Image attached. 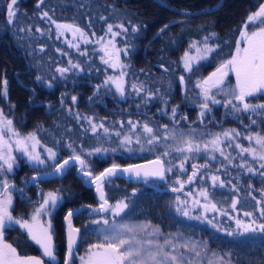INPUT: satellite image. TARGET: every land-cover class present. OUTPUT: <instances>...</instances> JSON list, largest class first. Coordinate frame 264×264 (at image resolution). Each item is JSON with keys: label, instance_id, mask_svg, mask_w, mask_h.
I'll return each mask as SVG.
<instances>
[{"label": "trees", "instance_id": "obj_1", "mask_svg": "<svg viewBox=\"0 0 264 264\" xmlns=\"http://www.w3.org/2000/svg\"><path fill=\"white\" fill-rule=\"evenodd\" d=\"M9 2L0 0V109L12 119L15 131L34 133L43 153L52 149L56 161L73 155L85 160V152L92 153L100 161L99 171L111 164L127 165L164 158L165 168L172 170L166 171L162 180L117 176L105 182L110 203L125 199L129 205L120 218L125 222L151 223L165 233L179 232L203 245L206 243L215 262L223 257L219 264H264V234L243 233L236 228V219L264 223L260 216V209L264 208L262 162L251 153L241 152L236 162L238 175L228 177L197 161L199 170L219 176L229 190L223 192L224 186L213 188L211 182L203 186L205 180H198V185L209 192L208 199H212L220 211L206 219L199 214L200 219H196L197 215L185 217L176 210L179 193L173 189L180 188L177 181L189 184L188 176L180 173L178 157L170 162L165 159L176 152L167 149L181 146L187 140L185 135L192 131L201 140L212 132L243 130L228 116L215 113L214 118H199L196 99L200 96V87L197 85L217 65L233 56L237 35L243 30L247 17L264 0H43V3L17 0L16 16L11 23L7 17ZM45 12L47 17L43 15ZM56 24L79 28L92 50H83L78 45L83 54L76 52L72 38L61 33ZM108 25L124 34L116 39L125 62L123 96L114 86H108L109 82L105 83L111 70L98 53V40L109 33ZM205 37H208L206 42ZM190 42L203 48L207 43L214 49L193 65L191 71L185 68L181 57ZM89 51L91 56L86 57ZM65 68L68 71L61 74L59 69ZM173 108L176 109L174 116ZM89 123L97 124L95 132ZM101 124L103 128L99 127ZM145 124L161 137L159 142L164 145L147 146L149 134L143 130ZM244 125L248 128L246 120ZM166 134L175 139H163ZM125 136L131 137L132 144L121 145ZM247 136L244 135L245 143L241 146L256 148L259 152V146L251 144L255 141H249ZM137 138L139 145L135 143ZM119 147L123 148L118 150ZM124 147L133 151H126ZM96 149L101 151L96 152ZM164 151L169 155L164 156ZM195 160L183 161V169L189 168ZM248 167L255 171L248 172ZM22 170L28 173L30 165L25 163ZM78 177L71 166L61 177L45 184L46 188L55 190L60 199L54 227L58 253L63 258L67 248L66 213L83 205H97L93 187L82 184ZM17 182V185L22 184ZM233 202H236L235 209L231 208ZM224 211L226 217L217 219ZM245 212H252L254 217L244 216ZM216 220L220 226L214 225ZM73 223L80 229L76 251L98 241L93 218L82 212L73 218ZM9 241L19 255L37 251L27 230L20 227H15Z\"/></svg>", "mask_w": 264, "mask_h": 264}, {"label": "snow or ice", "instance_id": "obj_2", "mask_svg": "<svg viewBox=\"0 0 264 264\" xmlns=\"http://www.w3.org/2000/svg\"><path fill=\"white\" fill-rule=\"evenodd\" d=\"M39 3H43V0H39ZM17 0H10L7 5V17L8 22L11 23L16 16L17 12ZM45 17L48 16V13H43ZM50 19V18H49ZM55 23V21H52ZM253 27L250 29L249 26ZM120 27H123L121 25ZM167 25H165V28ZM56 28L61 30V33L64 30L72 31L73 34L80 33L81 36H84V33L81 32L79 28H75L73 25L67 24H56ZM112 25H108V32H112ZM136 31V29H133ZM161 29L160 31H163ZM127 31V29H125ZM119 33H113V35H118ZM208 37H205V42ZM240 40L244 43V47H240V42H237L235 48V54L232 58L225 63H223L219 68H217L216 72H213L206 80L202 81L198 87L203 90L205 103L201 106L204 109H208L209 105L207 103L208 100H211L213 104L220 103L215 97L212 95V89H221L224 84V77L228 75V72H234L236 76V86L235 89L231 91L232 99L239 101L242 107H237V105L232 103V100H227L226 105H231L232 108L236 112H245V113H257L258 110L264 112V103H250L247 101L248 97H256L257 95L264 96V4H260L258 9L251 13L243 25V30L240 33ZM87 42V40H85ZM111 43V41L109 42ZM195 45H193L194 47ZM78 47V46H77ZM119 51V50H117ZM205 53H210L214 51V49L208 47L207 43L204 46ZM204 58V57H201ZM118 59V57H117ZM185 68L191 71V58L188 53H185ZM108 60H105V63H108ZM115 63L112 64V67H116ZM73 67H79V65H73ZM123 68L124 66L121 65ZM61 74L67 72L68 69H59ZM125 73L121 71V75L119 79H113L109 77L108 80L116 85L117 90L123 96L124 87H123V76ZM39 79V78H38ZM183 79V77H181ZM106 81L105 83H107ZM4 84L7 85V81H4ZM99 87V86H98ZM6 95V91H5ZM73 100L76 98L73 97ZM176 109H172L173 116L175 115ZM204 113H201L203 116ZM91 123V121H90ZM255 123V121H252ZM129 124H132L129 121ZM135 127V124H132ZM99 127L103 128V124L99 125ZM97 130V125H92V131L95 132ZM144 132L149 134V138L146 140L147 145L156 144L161 137L154 134V130L149 127L147 124L143 125ZM105 132L108 129H104ZM6 133H10L11 136L19 137L20 134L15 131L12 126V121L3 117V112L0 110V161H3V164L7 165V170L11 171L13 168V164L15 162V157L11 156V145L8 141L4 140L3 137ZM120 133H117L119 136ZM227 139H235L239 133H235L234 130H230L228 132H224L222 134ZM175 139V137H171ZM163 139H169L167 135L163 137ZM249 141H255V144L259 146V152L256 148H244L240 145H236L239 147L241 152L251 153L254 159L260 160L262 163L260 165L261 168H264V135L261 133H255L254 135L247 136ZM27 141H33L32 147L34 148L39 141L36 139L34 133L29 134L27 137L23 139H17L15 141L16 145L20 148V150L26 153L29 158L36 165H44L46 163L45 159H42L40 155L33 154L29 151ZM133 141L131 137L125 136L123 141H121V145L125 146L131 144ZM136 144H140L139 138L135 141ZM209 143L213 146V149L219 151L221 156H224L225 153L220 145L223 143L221 140L220 134H217ZM71 147V145H68ZM204 148H208V144L204 145ZM141 151L144 150L143 146H141ZM176 152H187L192 153L200 150L199 144H194L192 140H185L184 146L177 147L174 149ZM96 152H100L101 149H96ZM129 152L133 151V149L129 148ZM49 153V159L52 163L49 167L54 168L55 172L58 174H64L65 166H70V161L78 162L81 170L83 171L87 165L86 161L81 158L79 155L70 156L68 160H64L62 164L56 163V153L52 149H47ZM88 155H92L89 153ZM164 156H168L169 152L164 151ZM187 159V157H186ZM215 159V157H213ZM226 159H231L230 156H227ZM155 167L152 169H144L139 165H129L127 168L121 169L119 165L113 164L112 167L105 169L98 176H92L91 172L85 171L84 174L86 176H92V182H99L97 184V191L100 193V200L103 203L100 204L98 209L93 211L95 212H108L111 209L113 216H118L121 212L129 207L128 203L124 200L117 202L114 206L109 205L108 200L105 199V194L103 191V184L105 181L111 182L112 177H117L119 173L125 172L129 173L131 176L136 177L137 179H146L149 176L159 177L160 179H164L165 172L171 171L172 169L165 168L164 161L162 159H157L152 162ZM194 171L192 175L188 177L187 183L191 184L194 181V178L197 176L199 169L196 165L192 166ZM207 167V165H204ZM181 170L183 169V163L180 165ZM0 170H3V165H0ZM248 172H254L255 169L252 167H248ZM44 175H51V173L45 171ZM264 175V173H261ZM37 179V178H33ZM212 187L215 188L217 186L223 187L224 181L220 179L219 176H211ZM180 184L179 189H173V191H178L183 188V183L177 181ZM5 188H7V181L4 182ZM2 195V193H0ZM200 195L208 200L209 192L205 190H201ZM59 197L56 193L50 192L47 194V198L43 200L40 205V208L36 211V213L32 216V222L22 221L20 219H15L12 213L9 211L11 207V196L8 195L5 199L0 200V264H43V261L36 257L29 256H20L17 252V249L13 247L11 244H7L3 242V234L6 228L12 225H19L20 227L27 230L30 238L38 245H40L44 250V255L55 259V254L53 251L52 244V235H51V221L47 220L46 222L41 219L42 215L47 213L50 215L51 210L57 207V202ZM186 201H178L177 211L181 212L183 216H189V212L185 209L179 207V204H185ZM197 205H199L198 201H195ZM204 211L208 210L212 211H220L217 209L216 204L209 203L203 205ZM231 208H236V202L231 204ZM222 214H227L226 211L222 212ZM73 213L70 211L67 214V218L69 219V236H68V259L71 260L73 255V245L75 244L77 238L80 236V229L73 228L71 225V216ZM244 216L252 217V212H245ZM260 216L264 218V208L260 209ZM196 219H200V217H195ZM206 219V217H205ZM93 223L99 224L101 221L96 220ZM104 224H108V220L105 219L103 221ZM151 227L150 225H127L121 224L117 225L113 223L109 229L103 230V239L104 243L92 245L89 249L88 258L86 264H200L199 258L201 257V251L197 250L198 245L192 244L191 242H184L183 244H177L175 242L179 237H175L174 239L165 238L163 243L160 242L159 237L161 235L159 228H153L151 232H148V236L151 237L149 239H139L138 230L139 231H147V229ZM236 228L237 230H241L243 233H261L264 234V223H257L255 219L250 222H245L240 219H236ZM231 234V233H230ZM205 250L207 249V244L204 245ZM181 249H188L190 252L194 253V258H190L187 256ZM215 255V253H213ZM81 260H84L81 257ZM223 261V257H219L216 262L208 261V264H219V262ZM226 264H230V262H226Z\"/></svg>", "mask_w": 264, "mask_h": 264}, {"label": "rangeland", "instance_id": "obj_3", "mask_svg": "<svg viewBox=\"0 0 264 264\" xmlns=\"http://www.w3.org/2000/svg\"><path fill=\"white\" fill-rule=\"evenodd\" d=\"M63 33L72 38V41H71L73 44L72 46L75 47L76 52L82 53L81 52L82 50L80 49V47H77L78 45H81L83 50H92V48L90 49V47L88 45V41L85 42V40H87L86 36H81V34L79 32L75 33V35H74L72 31H67V30H64ZM113 33H119V34L113 35ZM123 35L124 34L122 32H120L119 30L112 28L111 33H108L105 37L98 40V53L100 55V60L105 64V66L107 68H109L111 70L109 77H112L113 79H119L120 75H121V71H123L125 73L124 67L123 68L121 67V65L124 66V64H125V62L122 60V57H123L122 50L118 46V43L116 40L118 36L123 37ZM110 41H111V43H109ZM237 42H240V47L245 46L244 43L240 40V34L237 35V37H236L235 48H236ZM193 45H195V46L193 47ZM117 50H119V51H117ZM91 53L92 52L89 51L85 54V56L90 57ZM185 53H188L189 57L191 58V61H190L191 67L193 65H195L196 63H198L199 61H201L200 60V59H202L201 57H204L207 54V53H205L204 48L199 46L196 42H190L187 45L185 51L182 53L181 57L184 61V64H185V60H184ZM117 57H118V59H117ZM231 58H229L228 60H230ZM105 60H108L109 62L105 63ZM228 60H226V61H228ZM225 62L224 61L221 62V64L218 67H216L214 70L210 71L207 74V76L199 82V84L202 81L206 80L213 72H216L217 68H219ZM113 63H115L117 66L112 67ZM108 82H109L107 84L108 86H114L116 88V85L114 83H112L109 80H108ZM124 86H125V82H124V76H123V87ZM235 86H236L235 73L229 71L228 75L226 77H224V84L222 85V88L221 89H215V88L212 89V95L220 103L213 104L211 100H208L207 103L209 105V108L208 109L202 108L201 106L205 103V97H204L203 90L200 88V91H199L200 96L196 99V105L198 107L199 118L205 119L208 116L211 118H214L215 113L223 115V116H228L229 119L236 120L239 123V125H241L243 127V130H239L237 132V133H239V135H237L235 137V139H227L222 135L223 133L212 132V134L209 137L199 140L195 137L194 131L187 133L185 135V138L187 140H189V139L192 140L194 144H199L200 150L196 151V152H192V153L175 152L174 154H172L168 158H165L167 161L170 162V161H175V158L178 157L179 162L177 164H181V163H183V161H187L189 159H196L195 161H193L191 163L189 168H187L186 170H181L180 173L187 175L188 177L191 176L192 172L194 171L192 166L196 165L197 161H200V162L206 163L211 168H215L219 171H222L228 177H229V175L232 177H235L239 173V169H238L236 162L239 161L238 159H239V156L241 155V150L239 147H236V145L241 146L242 144H244L245 143L244 135L247 136V133H248V136H249V132H250V135H254L255 134L254 131L256 133H261L262 135H264V112H262L260 110H258L257 113H245L242 111L236 112L232 108L231 105H226V101L231 99L232 103L237 105V107H242L240 105L239 101L232 99L231 91L233 89H235ZM219 90H221V91H219ZM247 101L250 103H254V104L264 103V96L257 95L256 97H248ZM2 112H3V117L9 119L6 112L3 110H2ZM202 112L204 113L203 116H201ZM245 120L248 123L249 130L244 125ZM11 121H12V119H11ZM252 121H255V123H252ZM224 123H226V121H224L222 125H224ZM12 125H13V121H12ZM88 125L92 128V125L90 123ZM252 129H254V131ZM225 132H227L226 129H225ZM18 133L20 134L19 137L11 136L10 133H6L3 137V139L8 141V143L12 146L10 154L12 157H15V162L13 164L12 170L8 171L7 165L3 164V161H0V165H3V170H0V178H2V179H0V193H2V195H0V200L5 199L8 195H10L12 203H11V207H10L9 211L12 213L13 217L15 219H20L22 221H28L29 223H31L32 222V216L40 208V205L43 202V200L47 198V194L50 192L57 194V192L55 190L48 189L45 186V184L48 183L50 181V179H48V178L42 179V180L39 179L40 177L44 176L43 173L45 171L50 172L54 168L49 167V165L52 163V161L48 158L49 153L47 152V149H46V152L43 153L44 150L43 151L41 150L42 148H41L40 143H37L35 145V147L33 148L32 144L34 142L33 141H27L29 151L32 152L33 154L38 153L40 155V157L42 159H45V161H46V163L44 165L34 164V162L29 158V156L26 153L22 152L20 150V148L15 143V141L17 139H23L24 137H27L31 133H27V134H22L20 132H18ZM217 134H220L221 140L223 141V143L220 145V147L223 149V151L225 153L224 156H221L219 151L214 150L213 146L209 143V141H211ZM166 135L169 137V139H171L170 134H166ZM36 139H37V137H36ZM169 139H167V140H169ZM250 143L255 144V142H250ZM250 143H249V145H250ZM161 144L162 143H160L158 141L154 145H147V146L151 147V146H157V145H161ZM205 144H208L207 149L204 148ZM162 145H164V144H162ZM182 146H184V143L181 146H175L173 148H168L167 150H172V149H175L177 147H182ZM122 148L123 147H119L118 150H121ZM225 148H229L230 150L227 151V150H225ZM124 149L126 151H128L129 147H124ZM134 150L136 151V150H138V148H134ZM88 154H89V152H85V156H86L85 160H86L87 167L83 171L91 172L92 176H98L100 174V172H102V171H99V169H98L100 161L94 157V154H92V155H88ZM118 154H119V152H118ZM199 156H203L205 158L208 157V158H211V160L210 161L200 160L198 158ZM227 156H230L231 159L230 160L226 159ZM186 157H187V159H186ZM213 157H215V159H213ZM162 160L164 161V158H162ZM25 163L30 165V170H28L29 171L28 173H25V171L22 170ZM56 163H57V161H56ZM111 165H113V164H111ZM116 165H118V164H116ZM72 167L74 168L75 172H76V169L78 170L77 166H72ZM198 167L199 166H197V168ZM67 168H69V167H67ZM92 176H89L87 179L84 176L83 177L79 176L78 178L82 184L85 183L86 180H88L93 185L94 182H92ZM211 176H213V175H210L206 171L199 170L197 173V176L194 178V181L192 184H183V188L177 191L179 193V195L177 196V201H186L187 202L185 204H179V206H180V208L187 210L189 212V216L195 217V215H197L199 217V214H200V215L208 218L209 215H213L215 213L212 210H208V211H210V213L204 211L203 205L209 203V201H211V203H212V199L205 200L200 195L201 190H204V189H201V187L197 183L198 180L203 179V180H205V183L203 184V186H205L209 182H211V184H212ZM33 178H37V179H33ZM18 180L23 185L22 184L17 185ZM5 181H7V188H5V185H4ZM26 186L29 188H27ZM178 187L179 186H177V188ZM218 189H219V186H218ZM222 189H223V192L228 191L229 186L225 185ZM57 196H58V194H57ZM121 200H124L126 202L125 199H118V200H115L114 202L110 203V205L114 206L117 202H119ZM59 201H60V199L58 200L57 205H58ZM190 201L192 202V204L190 203ZM195 201H198L199 205L194 203ZM97 202H99V201L97 200ZM55 210H56V208L52 209L50 215L47 213L43 214L41 219L44 220L45 222L47 220L51 221L52 227H51L50 231H51L52 238L54 239V242H55V245L57 248V244H56L57 241L55 239V227H54ZM123 212H121L118 216H113L111 209H109L108 212L99 214L100 216L103 215L100 218L93 217L94 218L93 221H96V220L101 221V223H99V224L95 223L96 224V230H97L96 235L99 237L98 241L95 244L104 243L103 230L109 229L113 223H115L117 225H121V224L150 225L151 227H149L147 229V231H139L138 230V237L137 238L144 239V240L151 238L148 236L147 233L151 232L154 227L159 228L157 225L147 223V222H143V221L125 222L120 218L121 214ZM83 214L86 215V212H83ZM223 216L226 217L225 214L221 213L217 219L221 220L223 218ZM253 217L254 216H252V218ZM105 219H107L109 222L107 225L103 223V221ZM214 225L220 226V223L218 222V220L215 221ZM15 227H20V226L19 225H12V226L5 229L4 234H3V242L4 243L11 244L9 241V236H11V233H13L15 231ZM22 229H24V228H22ZM24 230H26V229H24ZM159 230L161 233V235L159 237V240L161 243H163L165 238L174 239L175 237L178 236L179 239L175 240V242L177 244H183L184 242L188 241V242H191L192 244L198 245L197 250L201 251V257L199 258L200 264H208V261H210V260L215 262V258H212V253H210L207 249L205 250L204 245L200 241L184 237L179 232L165 233V232L161 231L160 228H159ZM90 248H91V246L88 247L87 249L83 248L82 251L78 250L77 253H75L73 256L72 264H86ZM181 251H183L190 258H194V253L190 252L188 249H181ZM18 254H19V252H18ZM20 256L31 257L32 254L20 255ZM81 257H83L84 260H81ZM37 258L41 260V258H43V257L37 256ZM48 264H66V258L61 257L60 254L57 253L55 255V259L52 260L51 262H48Z\"/></svg>", "mask_w": 264, "mask_h": 264}, {"label": "water", "instance_id": "obj_4", "mask_svg": "<svg viewBox=\"0 0 264 264\" xmlns=\"http://www.w3.org/2000/svg\"><path fill=\"white\" fill-rule=\"evenodd\" d=\"M68 160V159H67ZM153 161H156V160H153ZM153 161H149V162H143V163H137V164H133V165H139V166H141L142 168H144V169H152L153 167H155V165L152 163ZM63 163V161L60 163V164H62ZM70 164H78L79 165V163L78 162H75V161H70L69 162V165ZM66 167V166H65ZM128 166H126V167H120L121 169H123V168H127ZM79 174L81 175V176H86L85 174H84V172H81L80 171V165H79ZM51 173V175H45V176H42V177H40V178H49V177H58V176H60L61 174H58V173H56L55 172V170H53L52 172H50ZM118 175H122V176H131L129 173H125V172H122V173H119ZM87 178L89 177V176H86ZM132 177H134V176H132ZM149 177H155V176H149ZM86 178V179H87ZM155 178H159V177H155ZM99 182L97 181V182H95V192H96V195H97V198H98V200L100 201V202H102L103 203V201H101L100 200V193L97 191V184H98ZM87 185H92V183L90 182H88L87 183ZM103 191H104V187H103ZM104 194H105V192H104ZM105 199H106V194H105ZM100 207V206H99ZM99 207H97V208H94V207H92L91 205H83V206H80V207H77V208H74V209H72L71 210V212L73 213V215L71 216V225H72V227L73 228H76L74 225H73V222H72V217L73 216H75V215H77V214H79L81 211H83V210H88L89 212H88V215L89 216H94V215H99V214H102V213H105V212H103V211H100V212H95V211H93V210H95V209H98ZM70 212V211H69ZM68 214V213H67ZM67 214L65 215V218H64V223H65V229H66V244H67V264H71V261H72V258H71V260H69L68 259V236H69V219L67 218ZM77 240H78V238H77ZM77 240H76V242H77ZM76 242H75V244L73 245V252H74V248H75V246H76ZM73 256V255H72Z\"/></svg>", "mask_w": 264, "mask_h": 264}, {"label": "flooded vegetation", "instance_id": "obj_5", "mask_svg": "<svg viewBox=\"0 0 264 264\" xmlns=\"http://www.w3.org/2000/svg\"><path fill=\"white\" fill-rule=\"evenodd\" d=\"M58 212H59V209H56L55 214L58 213ZM52 244H53V251H54V254H56V251H58V250H57V248H56V245H55V242H54L53 238H52ZM35 246H36V248H37V251H38V250L41 251V252L44 251L43 248H42L41 246L36 245V243H35ZM41 254L44 255V252L41 253ZM44 256H45V255H44ZM46 258H49V257L46 256Z\"/></svg>", "mask_w": 264, "mask_h": 264}, {"label": "bare ground", "instance_id": "obj_6", "mask_svg": "<svg viewBox=\"0 0 264 264\" xmlns=\"http://www.w3.org/2000/svg\"><path fill=\"white\" fill-rule=\"evenodd\" d=\"M206 12H209V11H211V10H205ZM203 12V11H202Z\"/></svg>", "mask_w": 264, "mask_h": 264}]
</instances>
